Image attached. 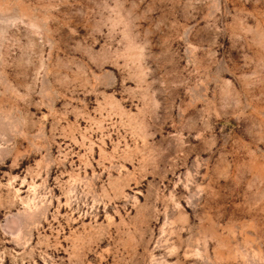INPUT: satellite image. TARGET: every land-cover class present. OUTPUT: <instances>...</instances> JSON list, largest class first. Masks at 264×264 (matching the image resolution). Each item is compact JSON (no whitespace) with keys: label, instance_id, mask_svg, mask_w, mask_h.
Here are the masks:
<instances>
[{"label":"rangeland","instance_id":"1","mask_svg":"<svg viewBox=\"0 0 264 264\" xmlns=\"http://www.w3.org/2000/svg\"><path fill=\"white\" fill-rule=\"evenodd\" d=\"M0 264H264V0H0Z\"/></svg>","mask_w":264,"mask_h":264}]
</instances>
